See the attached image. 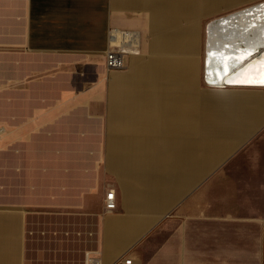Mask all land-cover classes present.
Instances as JSON below:
<instances>
[{
    "label": "crops",
    "instance_id": "crops-1",
    "mask_svg": "<svg viewBox=\"0 0 264 264\" xmlns=\"http://www.w3.org/2000/svg\"><path fill=\"white\" fill-rule=\"evenodd\" d=\"M260 1L206 0V19ZM138 7L148 53L108 73L110 29H143ZM189 29L178 0H0V264H83L84 249L100 264L128 253L136 264L141 239L205 217L239 240L255 227L263 263L264 90L206 89L258 93L256 115L195 109L192 134L173 133L187 114L177 76L193 58L201 96L203 39Z\"/></svg>",
    "mask_w": 264,
    "mask_h": 264
},
{
    "label": "rangeland",
    "instance_id": "rangeland-1",
    "mask_svg": "<svg viewBox=\"0 0 264 264\" xmlns=\"http://www.w3.org/2000/svg\"><path fill=\"white\" fill-rule=\"evenodd\" d=\"M142 17L144 20L143 29L135 28L131 30L138 31L141 36L140 54H132L129 57L133 59L141 57L148 53L147 43L150 37V30L148 26L149 13L147 10L138 7L134 13ZM218 15L207 17L206 23ZM121 29V28H119ZM200 42V50L198 53L199 60V85L201 89L199 102L203 105L201 112L205 110L206 118H221L224 120H236L242 118H251L255 116V107L252 99L255 100L258 93H226V94H206V89L217 91L229 89H260L264 87H234L230 86L226 89L209 88L204 84V70L203 60L205 53L206 38L202 36ZM207 48V47H206ZM207 50V49H206ZM127 68V66H126ZM108 73L121 72L110 71L106 68ZM124 71V70H122ZM211 90V91H212ZM203 102V103H202ZM206 124V122H205ZM233 177L234 175L231 174ZM226 180L223 178L221 183H216L213 192L219 197V193L224 191ZM196 191L205 189L206 191V175L195 183ZM222 184V185H221ZM209 193V192H208ZM10 195V193H8ZM206 194V192H205ZM203 202L214 203L217 208L220 207L219 198H209V195L204 197ZM257 229L255 227L244 226L242 238L235 239L234 228L226 229L221 227L219 221H206L205 218L196 219L192 223H181L177 229H170L167 232L150 234L144 239H141L138 244L132 249L141 251L140 259L136 264H264L261 262V238L256 236ZM84 243H88L83 239ZM227 245V247L225 246ZM264 258V245H263ZM131 253L125 255V258H132ZM92 264V259L87 260L85 249L83 255V264Z\"/></svg>",
    "mask_w": 264,
    "mask_h": 264
},
{
    "label": "bare ground",
    "instance_id": "bare-ground-1",
    "mask_svg": "<svg viewBox=\"0 0 264 264\" xmlns=\"http://www.w3.org/2000/svg\"><path fill=\"white\" fill-rule=\"evenodd\" d=\"M263 3L264 0L218 15L206 23V0H178L179 10L185 11L194 41L199 40L200 33L206 38L203 70L207 87H264ZM137 35V40L141 41L139 32ZM196 67L197 61L193 58L187 75L177 76L178 89H183L179 102L184 103V110L187 112L183 117L179 115V126L173 132L180 136L192 134L194 111L203 108V105L196 101ZM165 88L164 83L161 89ZM124 101L125 97L122 96L120 102Z\"/></svg>",
    "mask_w": 264,
    "mask_h": 264
},
{
    "label": "built area",
    "instance_id": "built-area-1",
    "mask_svg": "<svg viewBox=\"0 0 264 264\" xmlns=\"http://www.w3.org/2000/svg\"><path fill=\"white\" fill-rule=\"evenodd\" d=\"M138 31L131 29L111 28L109 32V46L105 54V66L108 70H121L127 66V58L132 54H140V41L137 40ZM116 34H120L117 36ZM140 34V33H139ZM105 208L113 211L117 208L116 190L110 187L106 193ZM97 259H92V264ZM125 264H134L133 258H125Z\"/></svg>",
    "mask_w": 264,
    "mask_h": 264
},
{
    "label": "water",
    "instance_id": "water-1",
    "mask_svg": "<svg viewBox=\"0 0 264 264\" xmlns=\"http://www.w3.org/2000/svg\"><path fill=\"white\" fill-rule=\"evenodd\" d=\"M264 4V3H263ZM219 20H221V18L219 19ZM259 50V49H258ZM258 52V51H257ZM255 54V53H254ZM253 55V54H252Z\"/></svg>",
    "mask_w": 264,
    "mask_h": 264
}]
</instances>
